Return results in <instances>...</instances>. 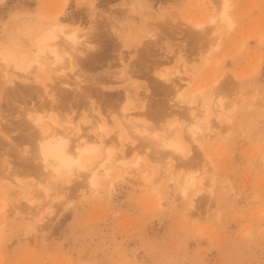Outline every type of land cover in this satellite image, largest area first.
<instances>
[{"label":"rangeland","instance_id":"rangeland-1","mask_svg":"<svg viewBox=\"0 0 264 264\" xmlns=\"http://www.w3.org/2000/svg\"><path fill=\"white\" fill-rule=\"evenodd\" d=\"M223 1L0 0V42L41 17L61 12V20L78 25L97 45L92 52L80 45L77 59L82 61L77 64L83 75L68 61L48 65L36 71L41 75L37 82L16 79L18 88L34 87L32 96L13 100L16 86L0 94V207L8 203L0 213V223L5 221L0 224V264H264V0H230L237 23L217 34L220 23L213 26L208 20L219 13ZM196 19L205 20L203 29L192 27ZM219 35L221 46L216 48L212 42ZM163 70L171 80L158 78ZM176 70H186V76L195 73L193 86L184 92L191 94L199 84L207 88L210 103L221 98L226 119L217 118L213 107L210 123L200 122L203 147L185 139L191 154L172 161L176 180L162 178L159 191L134 175L122 179L115 167L110 179L102 175L100 194L89 189L84 176H64L58 186L53 181L58 177L46 178L54 182L51 197L61 195L51 201L38 190L45 176L18 165L11 171L2 162L6 153L14 162L16 144L34 129L24 131V109L38 107L42 100L46 111L65 103V109L53 113L58 119L72 118L76 137L94 135L90 102L98 106L106 139L114 137L113 119H120V104L127 96L135 103V118L161 127L160 116L166 114L178 121L182 137L201 112L202 100L197 97L191 106V95L186 100L176 97L181 86ZM78 75L92 80L80 82ZM79 83L82 88H74ZM51 93L60 104L52 101ZM207 125L216 127L218 140L207 138ZM125 138L120 152L133 160L142 150L144 161L161 170L153 148L143 147L128 131ZM189 172L199 179L205 176L206 186L184 196L180 178ZM45 201L54 202L53 213L35 226L31 219ZM4 214L9 216L5 220Z\"/></svg>","mask_w":264,"mask_h":264},{"label":"bare ground","instance_id":"bare-ground-1","mask_svg":"<svg viewBox=\"0 0 264 264\" xmlns=\"http://www.w3.org/2000/svg\"><path fill=\"white\" fill-rule=\"evenodd\" d=\"M231 9L232 3L230 0H224L219 13L209 17L208 21L213 26L220 23L219 28L215 31L217 34L222 33V27H228L230 29L235 28L237 20L231 12ZM60 13L61 12L50 17H41L37 21L26 25L25 28L19 29L16 36L12 37L9 41L0 42V94H3V92L5 93L11 87L14 88L17 78H20L24 82L29 80L37 82L41 75L39 76V72L37 74L36 71L48 68V65L66 63L68 61L73 71L78 70L79 64H77V62L82 61L81 58L80 61L77 59L82 52L80 45L84 44L90 52L97 47L93 41L88 40V37L85 35L87 32H81V28L78 25L61 20L59 18ZM205 23V20L196 19L191 21L192 27L197 30L203 29ZM90 34L94 35L93 33ZM83 37H85V39ZM220 38V35L217 36L212 42V46L219 48L221 46ZM211 51L212 50H210L209 53ZM209 61L210 59L208 58L206 63ZM79 72L82 75L84 74L81 68ZM186 73V70H176V72H174L181 81V86L175 91L176 97L186 100L191 95L188 100L191 106L195 105L196 98L199 97L202 100V106L201 112L194 115L193 120L187 126L185 134L183 133L184 135H182V137L179 135L178 128L176 127L178 121L172 117L167 118L166 114L160 116L165 122H163L164 124L162 123V125H158L161 127L151 126L131 115L135 103L133 99L128 98V96L120 104V119H113L117 127V134L114 137L106 139V134L102 133L105 125L100 122L103 120L101 117L98 119V106H96L94 102L89 103V110L92 114L89 115L91 123L90 131H95L94 135L82 134L76 137V129L72 118L65 115L63 120L58 119L53 113L55 108L65 109V103L62 102V105L52 107L50 110L46 111V104H44L45 100H42L41 105L38 107L24 109L23 114L26 117L24 131L31 128L34 129L29 133H24L22 139L16 144L17 147L12 151L16 157L14 162L8 161L10 158L9 153H6L8 157L3 158L2 162H5L6 166H9L11 171L14 169L15 165H18V167L22 166L20 170L27 171L26 169H30L31 171L34 169L32 171H35L34 173L36 174H41L42 176L40 175V177L45 176V178L43 177L44 180L41 179L42 181L38 183V187L41 189H37L44 193L45 198L52 199L51 201H56L61 198L59 192L55 196L54 193V197H51L50 191L54 190L51 187V178L55 179V177H58L53 180L56 184L64 179V176L72 174H76L79 177L84 176V182L89 189L95 194H100L105 187L101 180L102 175L110 179L115 167H119L121 171L119 177L122 179L134 175L135 179L139 180L142 184L149 185L153 191H159L162 178H168L171 182L176 180L175 176L177 169L172 165V161L175 158L185 159L191 154V150L187 147L185 139H189L192 143L203 147V141L200 139L199 133L204 129L200 122L204 120L207 121L208 124L210 123V113L213 107H215L214 113L217 118L223 116V118L226 119L225 114L227 108L223 105V100L218 98L216 102L210 103V101L206 99V87L198 84L192 88L191 94L184 92L186 87L193 86L196 79L194 72L187 76ZM77 78L81 80L80 82L89 80L82 79L81 75H78ZM158 78L162 81L171 80L167 70L159 72ZM41 83L43 84V81H41ZM62 83L66 85L65 87L73 86V84L69 82ZM74 88L77 89L82 87L79 83L74 86ZM13 90V100H19L29 95L32 96L34 93V87L31 85H25L21 88L16 86ZM62 90L65 89H61V91ZM51 94L52 101L60 104L61 100L57 101L58 98L55 97L56 93ZM39 96H41V93ZM63 97L66 99V97L69 98V95L64 93ZM44 111H46L45 114ZM69 128H71L70 131ZM207 129H209V132L206 136L209 140L214 142L219 139L218 131L215 130L216 127L213 129L207 125ZM127 131L131 133L134 140L141 141L140 143L143 147L153 148L154 153L158 156L154 161L161 163L160 171H155L151 165L144 161V157L141 154L142 150L138 148L139 151L137 150L133 160L129 159L128 152L122 153L119 151V148L125 143V132ZM203 150L206 158L209 159L210 156L204 148ZM23 167L25 169H23ZM8 176L14 177L21 185H27L28 183L25 179L19 178L15 172H8ZM206 179L205 176L199 179L197 174L193 172L184 174L180 178L182 183V194L188 196L192 188H199L202 190V187L206 186ZM67 181L70 182V180ZM111 183L113 184V181H111ZM52 184H54V182ZM29 190H31V188ZM29 190L28 193H30ZM53 203L51 202L49 205H46L45 201L46 206L42 205L43 210L37 212L39 214L31 219L35 226L40 224L46 215L53 213ZM194 203L195 200L192 201V206H194ZM7 204L4 203L0 207V213L7 210V206H5ZM159 204L162 205L161 202ZM17 211L18 209H14V213H17ZM3 217L1 218L5 220L9 216L4 214ZM4 222L5 221L2 223L4 224ZM32 228L34 227L32 226Z\"/></svg>","mask_w":264,"mask_h":264}]
</instances>
